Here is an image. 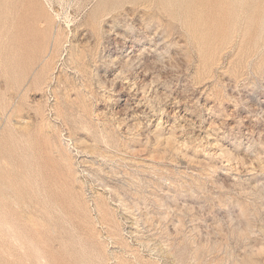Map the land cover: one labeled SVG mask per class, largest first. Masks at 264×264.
<instances>
[{"label": "rangeland", "instance_id": "1", "mask_svg": "<svg viewBox=\"0 0 264 264\" xmlns=\"http://www.w3.org/2000/svg\"><path fill=\"white\" fill-rule=\"evenodd\" d=\"M0 264H264V0H0Z\"/></svg>", "mask_w": 264, "mask_h": 264}]
</instances>
